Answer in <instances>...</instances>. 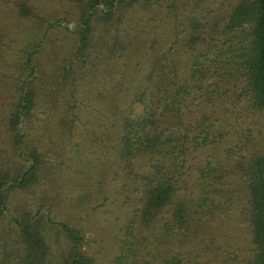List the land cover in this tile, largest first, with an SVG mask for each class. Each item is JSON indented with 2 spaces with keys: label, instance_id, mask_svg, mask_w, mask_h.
I'll return each instance as SVG.
<instances>
[{
  "label": "trees",
  "instance_id": "obj_1",
  "mask_svg": "<svg viewBox=\"0 0 264 264\" xmlns=\"http://www.w3.org/2000/svg\"><path fill=\"white\" fill-rule=\"evenodd\" d=\"M12 1L19 20L36 16L30 0ZM77 4L78 22L69 31L75 40L68 48L50 38L63 25L60 19L42 29L32 25L30 33L14 24L12 38L0 25V94L7 87L11 95L8 102L0 99V218L5 231L15 225L18 242L15 248L4 242L0 264H95L82 249L81 229L52 218L42 204L22 215L7 199L9 189L34 183L48 162L47 149H40L46 132L33 122L39 99L50 102L44 112L56 116V129L67 124L70 131L74 121L82 125L76 103L88 90L99 100V122L88 126L89 134L102 139L107 120L118 122L110 147L120 190L128 194L109 264H235L239 242L210 228L219 208L230 209L214 194L232 197L219 186L227 174L248 189L242 213L250 226L251 264H264V149L257 146L264 134L257 137L251 128L264 126V0ZM134 54L136 75L144 69L145 79L122 108ZM108 83L115 85L112 92ZM58 111L64 114L57 117ZM223 142L224 155L208 154ZM201 224L209 226L197 232L204 250L195 245L196 233L188 235ZM52 228L67 239L58 258L46 233ZM219 247L227 253L210 258L207 250Z\"/></svg>",
  "mask_w": 264,
  "mask_h": 264
},
{
  "label": "rangeland",
  "instance_id": "obj_2",
  "mask_svg": "<svg viewBox=\"0 0 264 264\" xmlns=\"http://www.w3.org/2000/svg\"><path fill=\"white\" fill-rule=\"evenodd\" d=\"M30 1L34 5L36 16L19 20L18 15L14 13L13 1L0 0V25L4 27V31L9 33V37L12 38L16 34L17 28L14 27V24H22L21 28L28 26V32L30 33L32 25H36L38 28L37 24H39V28L42 29L48 23L60 19L63 25L54 27L50 32V38L55 45H60L63 48L73 45L75 39L69 31L73 30L77 25L80 15L78 13L80 8L77 7V0ZM64 26L67 28H64ZM183 42L184 39L179 38V44L182 45ZM136 57L137 55L134 54L129 59V66H133L134 70L132 68L129 70L131 75L127 79L130 80V84H127V87L130 86V88L127 91L128 95H126V90L123 91L122 108L128 104L130 91L140 85L145 79L146 70L144 69L140 70L138 75H136ZM46 62L47 66L50 67L52 62L50 63L49 59ZM100 72V69H98L97 74H100ZM81 84L85 87L83 83ZM3 86L5 85L3 84ZM5 88L6 91L4 94H0V99L8 102L11 97L10 90L7 87ZM108 88L112 92L115 89V85L108 83ZM81 92L82 90H80L79 96ZM64 93V90L60 91L62 97ZM89 94L90 91L88 90L86 94L80 97V101L76 103L78 106L77 112L81 115L80 121L82 125L76 120L73 123V129L70 131L67 124H62V131L56 129L59 124L56 116L50 113L47 115V112H44L50 111L47 107L50 106V102L45 103L43 99H39L41 102L38 108L39 116L36 117L39 120L34 118L33 122L36 125L41 122V130L46 132L44 137L41 138L44 143H42L40 149H47L46 159L48 162L44 163L34 183L22 188L9 189L7 199L9 204L15 208V211L17 209L22 215L26 211H36L40 204L44 205L43 208L46 214H50L52 218L64 220L70 225L81 229L84 237L82 249L94 257L95 264H109L111 257L117 252V233L121 223L120 220L124 219L129 210V207L123 205V200L126 201L128 194L126 188H124L123 193L120 190L116 173L117 168L114 165V151L110 147L111 143L116 140L118 122L111 119L107 120L106 126L103 127L107 133L102 139L98 133L96 135L89 134L91 129H88V126L99 122L97 119L98 114L96 113V105H98L99 100H96L94 95ZM63 99L64 97L57 101L58 104ZM5 107H9V104L5 105ZM60 113L62 114L63 112H56L57 117ZM114 122L117 124H114ZM251 128L257 134V137H262V134H264V126H261V122L260 124L252 125ZM70 132H72L71 136H69ZM93 136H95V139ZM45 145L47 148L44 147ZM259 145L262 146V151L264 149V141L262 143L260 141L257 146ZM225 148L226 143L223 142V145L217 147L216 150L213 148L209 150L208 154L214 157L215 155H221L222 151L224 155ZM230 161L228 159L225 162L228 164ZM236 180V176L227 174L220 181L219 186L223 187V191L228 192L227 195L232 197L223 200L224 197L221 198L216 193L214 194L217 201L220 200V203L223 206L225 205V207L229 205L230 209L219 208L216 219L211 222L210 228L213 232L219 231V236H228L239 242V248L237 250L233 249V252L236 250L237 253V256L233 259L235 264H251L252 241L250 226L242 213L243 207L247 202L248 189L242 183L237 184ZM3 220L4 218H0V249L4 246L5 241H10L11 246L10 244L8 246L15 248L18 246V242L15 240L17 233L13 228L15 225H11V230L5 231ZM221 223H224L222 232L220 231ZM206 227L208 228L209 226L201 224L197 228L196 225L195 230L193 231L192 228L190 234H188L192 237L196 233L195 240L198 243L195 242V245L196 247L201 246L203 250L205 246L199 241L200 237L197 232L206 230ZM46 233L53 237L52 249H58L54 251L56 254L52 257L58 258L60 251L67 248V239L64 233L61 234L54 228L48 232L46 230ZM180 243L181 240H175L174 246L180 245ZM207 253H209L210 258H216L221 254H226L227 250L219 247L214 250L208 249ZM47 264H53V262H48Z\"/></svg>",
  "mask_w": 264,
  "mask_h": 264
}]
</instances>
